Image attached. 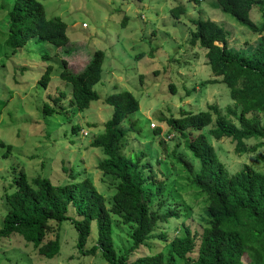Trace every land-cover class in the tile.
<instances>
[{"label":"rangeland","instance_id":"1","mask_svg":"<svg viewBox=\"0 0 264 264\" xmlns=\"http://www.w3.org/2000/svg\"><path fill=\"white\" fill-rule=\"evenodd\" d=\"M38 1L46 19H59L66 24L68 40L65 45L56 47L31 38L11 53L3 44L4 31L0 26V142L4 143V146L0 144V225L5 210L3 195L12 191L13 177L20 171L31 184V179L37 176L46 177L55 185L88 177L109 208L116 179L96 168L104 156L89 142L102 131L112 111L103 99L111 93L127 90L138 100V109L119 123L127 127L128 121L136 120L134 129L122 141V150L125 155L143 152L145 156L140 163L149 164L143 172L151 191L155 184H149L150 175L154 182L164 184V191L153 196L151 209L158 208V202L163 199L162 211L174 209L178 213L166 223H158L156 232H164L163 240L148 241L146 246L131 253L128 260L160 250L172 264H182L168 253L170 239L173 235H182L184 226L192 231L200 230L201 200L193 198L185 166L186 161H190L192 167L195 163L182 137L168 131L170 127L165 120L177 117L181 110L196 112L213 104L225 114V108L232 105L224 84L204 83L212 75L205 63V50L187 43L193 28L191 20L215 21L227 32L228 46L236 49L252 47L259 35L221 12L215 0ZM11 2L0 0V22L5 19ZM176 5L185 8L178 18L169 12ZM249 18L257 26L264 21L256 5L249 10ZM97 49L104 53L100 79L93 86L98 97L85 110H71L69 84L58 77L61 61L66 62L70 71L77 72ZM43 52L48 56L46 60L40 58ZM46 65L51 66L50 80L42 88L37 78ZM54 97L58 100L53 101ZM44 103L54 109L51 114L42 112ZM260 118L264 122V114ZM72 126L79 129L74 131ZM190 133L194 135L197 131ZM259 140L262 139L251 138L245 144L250 147ZM209 141L228 174L239 171L244 165L264 173V143L242 151L236 150L234 142L228 138L209 137ZM111 220L117 255H128L130 226L114 215ZM50 226L45 240L54 237L55 224ZM57 233L59 250L51 259L38 255L33 244L19 234L0 238V264L102 263L98 250L94 255L85 256L76 250V232L67 221L61 223ZM95 238L96 227L92 221L86 248Z\"/></svg>","mask_w":264,"mask_h":264},{"label":"trees","instance_id":"2","mask_svg":"<svg viewBox=\"0 0 264 264\" xmlns=\"http://www.w3.org/2000/svg\"><path fill=\"white\" fill-rule=\"evenodd\" d=\"M220 11L232 17L249 31L257 33L256 43L248 49H236L227 44V32L210 19L191 20L193 26L187 43L203 48L206 65L212 77L204 83H222L228 89L232 105L221 114L216 105L191 112L181 110L177 117H169L165 123L182 137L184 146L194 161L185 162L190 175L189 187L193 198L201 200L200 230L184 226L182 235H173L168 253L182 264H264V173L244 165L239 171L228 174L219 160L209 137L215 140L228 138L236 150L248 151L264 143V21L257 26L249 18V10L257 6L264 19V0H215ZM178 18L185 8L176 5L169 9ZM4 31L3 44L11 53L23 47L31 38L56 47L67 43L66 24L59 19H46L38 0H12L5 19L0 22ZM123 25V23H121ZM104 53L94 50L84 67L70 71L64 60L58 77L69 84L68 107L77 111L88 108L97 99L93 86L100 79ZM41 60L48 58L45 52ZM51 66L46 65L37 78L45 88L50 80ZM170 90L173 87L170 85ZM63 93H60V96ZM56 97L53 101H57ZM104 103L112 111L103 123V129L89 142L101 150L96 168L116 179L109 208L88 177L79 181L52 184L46 177H34L29 183L23 171L13 177V189L4 193L5 210L0 225V238L19 234L31 242L38 255L53 258L59 250L57 230L67 221L76 232L74 247L82 255H94L98 250L101 264H172L160 250L149 252L129 261L128 256L154 238L163 240L164 232L157 231L160 222L177 217L176 210L151 209L153 196L164 191L162 181L154 182L151 191L141 164L143 152L125 155L122 141L134 129L136 120L127 127L119 123L138 109V100L127 90L107 95ZM65 109V108H64ZM54 109L44 103L42 112L51 114ZM208 126V127H207ZM74 131L78 126H72ZM206 129V130H205ZM192 130L197 133L192 135ZM262 139L247 147L246 140ZM4 146L3 142H0ZM9 145L6 148L9 149ZM145 156V155H144ZM180 159V156H177ZM111 215L130 226L128 255H117L112 240ZM95 222L96 238L85 245L90 224ZM55 224L53 239L45 240L50 224ZM183 226V223H180ZM85 248V249H84Z\"/></svg>","mask_w":264,"mask_h":264},{"label":"built area","instance_id":"3","mask_svg":"<svg viewBox=\"0 0 264 264\" xmlns=\"http://www.w3.org/2000/svg\"><path fill=\"white\" fill-rule=\"evenodd\" d=\"M82 26H84V23H82Z\"/></svg>","mask_w":264,"mask_h":264}]
</instances>
